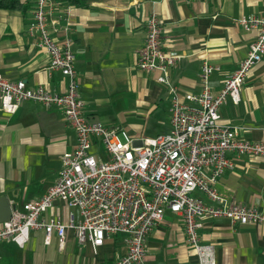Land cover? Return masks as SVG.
<instances>
[{
  "label": "crops",
  "instance_id": "0c3cea01",
  "mask_svg": "<svg viewBox=\"0 0 264 264\" xmlns=\"http://www.w3.org/2000/svg\"><path fill=\"white\" fill-rule=\"evenodd\" d=\"M20 8H0V75L21 79L27 87L41 85L62 92L66 80L57 71H47L48 56L26 33L33 0H19ZM53 17L59 29L50 32L70 38L77 76L78 97L84 115L106 127L121 129L133 140L151 138L169 129L168 88L156 81L160 71L135 66L136 50L144 38V20L155 13L161 27V48L178 55L165 74L181 97L201 88L200 65L206 61L218 68L207 79L212 94L222 87L244 57L253 31H245L233 19L263 15L264 0H53ZM218 124L235 128L239 138L264 142V54L245 77L239 99L225 98L218 107ZM75 133L60 109L31 100L22 101L14 113L0 110V196L15 210L34 201L52 185L61 168V155L75 147ZM92 144L91 152L100 149ZM232 161L217 178V194L227 202L243 204L264 213V158L226 153ZM203 203L218 202L193 193ZM75 206L58 199L40 214L66 222ZM197 230L199 241L210 244L216 264H264V225L231 224L225 217H205ZM126 251L125 234L108 235L93 247L77 242L65 229L64 242L54 234L43 242L41 229H30L23 246L0 240V264H111ZM142 264H196L192 248L182 232L180 215L168 209L145 237Z\"/></svg>",
  "mask_w": 264,
  "mask_h": 264
},
{
  "label": "built area",
  "instance_id": "2783aa9c",
  "mask_svg": "<svg viewBox=\"0 0 264 264\" xmlns=\"http://www.w3.org/2000/svg\"><path fill=\"white\" fill-rule=\"evenodd\" d=\"M188 1V0H184ZM34 7L26 33L48 56L47 71H57L65 78V89L55 92L38 85L27 87L23 80H7L0 75V110L12 114L25 100L61 110L66 123L75 133V147L61 155V168L55 181L34 201L12 210L8 220L0 223V240L23 246L30 229L43 231V242L54 234L57 245L64 242L65 229H71L77 242L99 246L108 236L125 234L126 251L111 264H142L145 237L162 220L168 209L180 215L182 232L192 248L196 264H216L212 245L201 243L197 234L205 217H225L231 224L264 225V213L243 204L227 202L215 189L217 178L233 163L226 153L247 154L264 158V142L239 138L235 128L218 124V107L225 98L236 103L240 87L249 70L264 54V13L233 19L245 31H253L244 57L227 75L222 87L212 94L207 84L216 65L202 61L198 93L181 97L167 82L165 70L177 54L161 48V27L155 13L144 20V38L136 50L135 66L143 71L161 72L156 81L168 88L169 129L164 134L138 140L125 131L89 120L78 97L74 54L67 35L57 39L50 33L59 29L53 17V0H33ZM101 147L90 151L92 144ZM198 191L216 206L203 203L193 193ZM58 199L75 206L80 221L72 214L66 222L44 219L40 214Z\"/></svg>",
  "mask_w": 264,
  "mask_h": 264
},
{
  "label": "water",
  "instance_id": "95a60500",
  "mask_svg": "<svg viewBox=\"0 0 264 264\" xmlns=\"http://www.w3.org/2000/svg\"><path fill=\"white\" fill-rule=\"evenodd\" d=\"M14 209H15L14 205L10 204L4 195H1L0 196V223L8 220L11 214V211Z\"/></svg>",
  "mask_w": 264,
  "mask_h": 264
},
{
  "label": "trees",
  "instance_id": "16d2710c",
  "mask_svg": "<svg viewBox=\"0 0 264 264\" xmlns=\"http://www.w3.org/2000/svg\"><path fill=\"white\" fill-rule=\"evenodd\" d=\"M70 4H78L79 1L77 0H69ZM21 4L19 0H0V8L5 9H18L20 8Z\"/></svg>",
  "mask_w": 264,
  "mask_h": 264
}]
</instances>
